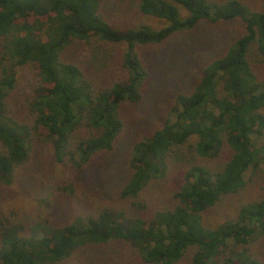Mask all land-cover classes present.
Instances as JSON below:
<instances>
[{"label": "trees", "instance_id": "trees-1", "mask_svg": "<svg viewBox=\"0 0 264 264\" xmlns=\"http://www.w3.org/2000/svg\"><path fill=\"white\" fill-rule=\"evenodd\" d=\"M137 1L160 26L113 25L100 0H0V185L11 187L41 168L39 145L57 169L37 181L44 211L21 216L0 200V264H91L92 250L120 242L125 251L110 264H122L126 247L145 264L188 257L191 264H264L253 249L264 236V195L241 202L220 222L206 217L264 168V82L248 58L255 46L264 64V8L241 0ZM235 19L242 32L203 65L189 93L175 96L162 125L131 145L123 202L86 206L67 220L51 216L57 193H74L68 174L112 149L123 127L120 107L143 98L148 71L137 47L161 44L201 21ZM101 45L120 47V71L106 81L91 65ZM108 53L114 54L106 50L99 59L109 71ZM190 141L204 162L185 169L173 205L148 213L142 191ZM224 148L229 156L211 165Z\"/></svg>", "mask_w": 264, "mask_h": 264}, {"label": "rangeland", "instance_id": "rangeland-1", "mask_svg": "<svg viewBox=\"0 0 264 264\" xmlns=\"http://www.w3.org/2000/svg\"><path fill=\"white\" fill-rule=\"evenodd\" d=\"M100 1L105 17L113 25L127 27L140 22L153 27L161 25V21L139 12L137 0ZM241 1L252 8H264V0ZM242 30L243 22L240 19L219 23L201 21L194 28L176 33L161 44L138 46L139 56L148 71L143 86V98L138 103L125 102L120 107L123 127L112 149L97 153L89 165L82 169H73L72 174H68L66 184L73 185L74 193L68 194L67 191L59 190L58 192L62 193H57L56 198L59 200L52 203L51 216L58 220H67L73 214L84 212L86 206L96 209L101 205L121 204L123 200L119 197V189L129 175L127 161L131 145L162 125L169 117L175 96L178 93H189L203 65L221 54ZM98 48L102 49V52L97 51L91 65L99 70L98 79L110 80L118 75L117 71H120L117 67L120 47L110 48L101 45ZM106 50L114 53L111 56L108 53L109 71L107 68L103 69L105 63L99 59L104 56ZM248 58L257 77L264 82V64L255 46H251ZM22 87L24 89V86ZM190 143L191 141L181 145L169 155L165 174L152 181L142 191L140 197L146 201L148 213L162 206L173 205V192L179 187L185 169L193 163L204 162L189 150ZM229 154L230 151L224 148L220 155L212 160L214 163L211 165L221 164ZM37 155V160L40 162L42 160L39 162L41 168L35 171L32 169L33 174L30 177L19 176L11 187L0 185V200L5 203L2 208L16 209L21 216L25 215V212L44 211L41 205H47L40 198L42 195L38 194L40 188L37 181L40 175L50 176V173L57 169L52 163L53 156L47 147L39 145ZM250 179L243 189L222 199L216 207L206 212L209 223L220 222L234 216L241 202L264 195V168L259 169ZM124 246L126 244L120 242L96 247L91 251L92 260L89 253L86 261L91 264H110L111 257L117 258L121 249L124 250ZM125 249L122 264H145L131 248ZM253 249L264 259V236L256 242ZM181 264H191L189 257Z\"/></svg>", "mask_w": 264, "mask_h": 264}]
</instances>
